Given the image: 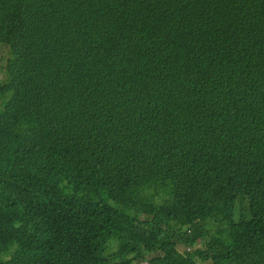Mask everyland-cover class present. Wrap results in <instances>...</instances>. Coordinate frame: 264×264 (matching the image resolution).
<instances>
[{"label": "trees", "instance_id": "trees-1", "mask_svg": "<svg viewBox=\"0 0 264 264\" xmlns=\"http://www.w3.org/2000/svg\"><path fill=\"white\" fill-rule=\"evenodd\" d=\"M0 45V264H264V0H0Z\"/></svg>", "mask_w": 264, "mask_h": 264}, {"label": "rangeland", "instance_id": "rangeland-1", "mask_svg": "<svg viewBox=\"0 0 264 264\" xmlns=\"http://www.w3.org/2000/svg\"><path fill=\"white\" fill-rule=\"evenodd\" d=\"M8 58V50L5 46L0 45V82L6 79L5 65ZM205 253L210 256V249L207 248ZM156 253H145L146 258L134 259L131 261V264H148L146 259L154 256ZM208 264V263H205Z\"/></svg>", "mask_w": 264, "mask_h": 264}]
</instances>
